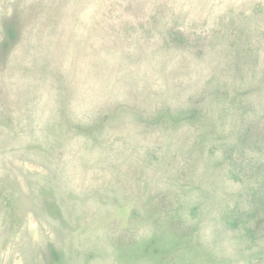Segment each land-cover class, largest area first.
<instances>
[{"label":"rangeland","instance_id":"obj_1","mask_svg":"<svg viewBox=\"0 0 264 264\" xmlns=\"http://www.w3.org/2000/svg\"><path fill=\"white\" fill-rule=\"evenodd\" d=\"M0 264H264V0H0Z\"/></svg>","mask_w":264,"mask_h":264}]
</instances>
